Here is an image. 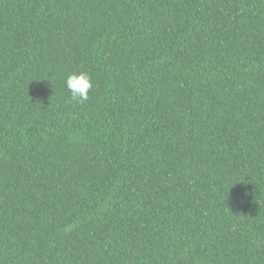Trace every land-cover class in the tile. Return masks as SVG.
<instances>
[{"label":"trees","instance_id":"1","mask_svg":"<svg viewBox=\"0 0 264 264\" xmlns=\"http://www.w3.org/2000/svg\"><path fill=\"white\" fill-rule=\"evenodd\" d=\"M0 264H264V0H0Z\"/></svg>","mask_w":264,"mask_h":264},{"label":"clouds","instance_id":"2","mask_svg":"<svg viewBox=\"0 0 264 264\" xmlns=\"http://www.w3.org/2000/svg\"><path fill=\"white\" fill-rule=\"evenodd\" d=\"M65 85L70 92L71 99L80 103L88 100L89 92L93 88L92 78L84 71L69 74Z\"/></svg>","mask_w":264,"mask_h":264}]
</instances>
